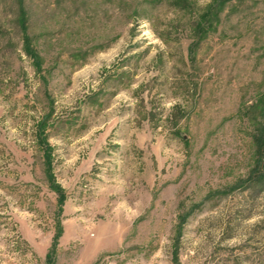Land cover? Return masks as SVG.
I'll return each instance as SVG.
<instances>
[{"label":"rangeland","instance_id":"obj_1","mask_svg":"<svg viewBox=\"0 0 264 264\" xmlns=\"http://www.w3.org/2000/svg\"><path fill=\"white\" fill-rule=\"evenodd\" d=\"M263 130L264 0H0V264H264Z\"/></svg>","mask_w":264,"mask_h":264},{"label":"trees","instance_id":"obj_2","mask_svg":"<svg viewBox=\"0 0 264 264\" xmlns=\"http://www.w3.org/2000/svg\"><path fill=\"white\" fill-rule=\"evenodd\" d=\"M20 5L23 4V0H16ZM231 0H215V3H216V6L220 9V10H223L224 6L230 2ZM19 21L21 22V25H23L25 22H26V13L23 11V7H21L20 9V13H19ZM29 50L27 49V52ZM35 63H39V62H35ZM39 128V141L38 143L40 144L41 147H43V152H44V157H45V165L47 167V169H50V163H51V155H50V149H49V146L47 145V142H46V138L45 136H42V132L44 131L43 130V126L39 124L38 126ZM263 135H264V130L262 132H260V134L257 136V143H256V146H257V155H258V160L256 163H258L261 158H260V154H261V151L263 150L264 148V138H263ZM258 169V168H255V170ZM255 172H259V169L257 171H254L253 173ZM261 180V179H259ZM55 190H57L60 194V191L58 190V188L56 186H52ZM61 196V195H60Z\"/></svg>","mask_w":264,"mask_h":264}]
</instances>
